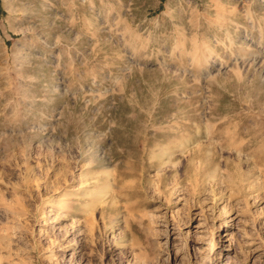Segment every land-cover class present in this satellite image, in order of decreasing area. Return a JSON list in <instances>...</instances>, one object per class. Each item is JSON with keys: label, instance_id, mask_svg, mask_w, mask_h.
Listing matches in <instances>:
<instances>
[{"label": "rangeland", "instance_id": "obj_1", "mask_svg": "<svg viewBox=\"0 0 264 264\" xmlns=\"http://www.w3.org/2000/svg\"><path fill=\"white\" fill-rule=\"evenodd\" d=\"M261 150L264 0H0V264H264Z\"/></svg>", "mask_w": 264, "mask_h": 264}, {"label": "bare ground", "instance_id": "obj_2", "mask_svg": "<svg viewBox=\"0 0 264 264\" xmlns=\"http://www.w3.org/2000/svg\"><path fill=\"white\" fill-rule=\"evenodd\" d=\"M224 108H225V106H224ZM231 110H232V109H231ZM214 111H215V110H214ZM214 111H213V112H214ZM214 116H215V115H214ZM229 117H230V116H229ZM223 119H225V118H223ZM219 122H220V121H219ZM224 122H225V121H224ZM228 123H230V122H228ZM232 123H233V122H232ZM234 123H235V122H234ZM221 124H222V123H221ZM214 125H216V124H213V123H212V126H214ZM231 125H232V124H231ZM209 129H210V128H209ZM211 129H212V128H211ZM213 129H214V128H213ZM213 129H212V130H213ZM222 129H223V128H222ZM237 129H238V128H237ZM194 130H195V129H194ZM204 130H205V129H204ZM225 130L227 131V129H225ZM232 130H233V129H232ZM218 131H219V130H218ZM218 131H217V133H218ZM230 131H231V130H229V133H230ZM241 131H242V129H241ZM245 131H246V130H245ZM254 131H255V130H254ZM258 131H259V130H258ZM258 131H257V132H258ZM194 132H195V131H194ZM219 132H220V131H219ZM227 132H228V131H227ZM259 132H260V131H259ZM211 133L213 134V131H211ZM217 133H216V134H217ZM221 133H222V131H221ZM262 133H263V132H262ZM175 134H176V133H175ZM214 134H215V133H214ZM216 134H215V135H216ZM222 134H223V133H222ZM222 134H221V135H222ZM244 134H245V132H244ZM219 135H220V134H219ZM247 135H248V134H247ZM252 135L255 136V133H252ZM258 135H259V134H258ZM213 136H214V135H213ZM216 136H218V135H216ZM222 136H223V135H222ZM228 136H229V135H228ZM230 136H231V135H230ZM233 136H235V135L233 134ZM236 136H237V135H236ZM173 138H175V137H173ZM247 138H248V137H247ZM251 138H252V137H251ZM253 138H254V137H253ZM261 138H262V137H261ZM226 139H227V138H226ZM226 139H225V140H226ZM230 139H231V138H230ZM232 139H233V137H232ZM234 139H235V138H234ZM234 139H233V141H234ZM241 139H242V138H241ZM245 139H246V138H245ZM225 140H224V141H225ZM242 140H244V139H242ZM242 140H241V143H242ZM249 140H250V139H249ZM255 140H256V139H255ZM224 141H222V143H224ZM219 142H220V141H219ZM230 142L233 143L232 141H230ZM239 142H240V141H239ZM246 142H247V141H246ZM220 143H221V142H220ZM248 143H249V142H248ZM213 144H214V143H213ZM227 144H229V143H227ZM236 144H237V143H236ZM239 144H240V143H239ZM239 144H237V145H239ZM242 144H244V142H243ZM207 145H208V144H207ZM191 146H192V145H191ZM196 146H197V145H196ZM196 146H195V147H196ZM227 146H229V145H227ZM234 146H236V145H233V148H234ZM183 147H184V146H183ZM237 147H238V146H236V148H237ZM244 147H245V146H244ZM248 147H249V146H248ZM259 147H260V146H259ZM219 148H220V147H219ZM228 148H229V147H228ZM240 148H241V147H240ZM187 149H188V147H187ZM193 149H194V148H192V151H193ZM216 149H217V148H216ZM220 149H221V148H220ZM237 149H238V148H237ZM184 150H185V149H184ZM228 150H229V149H228ZM232 150H234V149H232ZM240 150H241V149H240ZM190 151H191V150H190ZM230 151H231V149H230ZM261 151H262V150H261ZM214 152H217V151H214ZM262 152H264V151H262ZM262 152H261V153H262ZM190 153H192V152H190ZM195 153H197V155H198V151L195 152ZM195 153H194V154H195ZM217 153H218V152H217ZM250 153H251V152H250ZM259 153H260V152H259ZM188 154H189V152H188ZM218 154H219V153H218ZM243 154H244V153H243ZM253 154H255V153H253ZM189 155H190V154H189ZM189 155H188V157H189ZM192 156H193V153H192ZM168 157H169V156H168ZM188 157L186 156V159H187ZM190 157H191V155H190ZM256 157H257V156H256ZM162 159H163V158H162ZM261 159H262V158H261ZM159 160H160V159H159ZM210 160H212V159H210ZM262 160H263V159H262ZM226 161H227V160H226ZM160 162H161V161H160ZM162 162H163V161H162ZM206 162H208V161H206ZM163 163H164V162H163ZM186 163H187V162H186ZM158 164H160V163H158ZM214 164H215V163H214ZM197 165H198V164H197ZM187 171H188V170H187ZM212 171H213V170H212ZM188 172H189V171H188ZM202 174H203V173H202ZM202 174H200V175H202ZM204 174H205V173H204ZM200 175H199V176H200ZM166 177H167V176H166ZM193 177H195V176H193ZM167 178H168V177H167ZM210 179H211V178H210ZM164 180H165V179H164ZM200 181H201V180H200ZM202 181H203V180H202ZM195 184H196V183H195ZM198 185H199V184H198ZM162 186H163V185H162ZM203 187H204V186H203Z\"/></svg>", "mask_w": 264, "mask_h": 264}]
</instances>
